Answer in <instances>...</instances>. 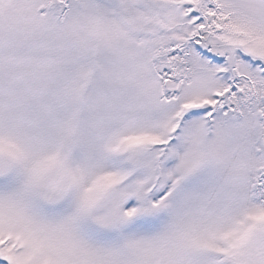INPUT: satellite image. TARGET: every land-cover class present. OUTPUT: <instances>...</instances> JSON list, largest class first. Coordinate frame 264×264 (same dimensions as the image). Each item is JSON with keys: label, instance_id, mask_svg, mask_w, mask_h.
<instances>
[{"label": "snow or ice", "instance_id": "1", "mask_svg": "<svg viewBox=\"0 0 264 264\" xmlns=\"http://www.w3.org/2000/svg\"><path fill=\"white\" fill-rule=\"evenodd\" d=\"M0 264H264V0H0Z\"/></svg>", "mask_w": 264, "mask_h": 264}]
</instances>
